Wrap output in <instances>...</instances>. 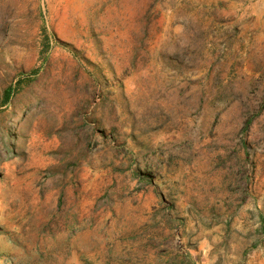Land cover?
Returning <instances> with one entry per match:
<instances>
[{"label": "rangeland", "instance_id": "1", "mask_svg": "<svg viewBox=\"0 0 264 264\" xmlns=\"http://www.w3.org/2000/svg\"><path fill=\"white\" fill-rule=\"evenodd\" d=\"M0 264H264V0H0Z\"/></svg>", "mask_w": 264, "mask_h": 264}]
</instances>
